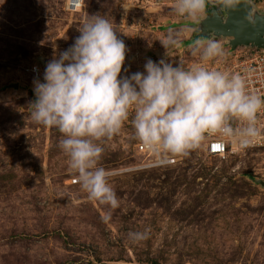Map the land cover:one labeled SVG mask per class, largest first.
<instances>
[{
	"label": "rangeland",
	"instance_id": "374dc122",
	"mask_svg": "<svg viewBox=\"0 0 264 264\" xmlns=\"http://www.w3.org/2000/svg\"><path fill=\"white\" fill-rule=\"evenodd\" d=\"M251 1L254 19H264V0ZM67 2L0 0V264H264L263 150L226 159L189 152L170 167L143 169L130 115L102 144L100 165L115 173L120 201L112 209L81 189L58 129L31 119L35 82L90 16H104L124 40L121 75L130 76L149 59L197 63L195 39L220 40L226 55L239 48L213 24L218 0L195 22L175 14V0H82L76 11ZM185 27L197 31L166 50L168 32ZM224 57L208 67H228ZM146 230L145 240L128 237Z\"/></svg>",
	"mask_w": 264,
	"mask_h": 264
},
{
	"label": "clouds",
	"instance_id": "9594fccd",
	"mask_svg": "<svg viewBox=\"0 0 264 264\" xmlns=\"http://www.w3.org/2000/svg\"><path fill=\"white\" fill-rule=\"evenodd\" d=\"M82 0H71L73 8ZM241 0H218L219 7H236ZM208 0H175L177 16L197 21ZM66 51L47 65L43 82H35L36 101L31 119L62 134L59 147L69 168L89 199L112 209L120 201L110 183L115 175L100 165L103 142L119 134L132 116L134 138L151 159L145 166H160L169 157L187 156L215 136L246 150L264 135L259 116L264 96L248 90L244 76L208 67L226 53L218 39H195L191 54L197 63L185 67L149 59L143 72L121 75L127 54L124 40L104 16L90 18ZM193 27L169 31L162 46L180 47ZM110 218V217H109ZM133 242L148 232H129Z\"/></svg>",
	"mask_w": 264,
	"mask_h": 264
},
{
	"label": "built area",
	"instance_id": "2783aa9c",
	"mask_svg": "<svg viewBox=\"0 0 264 264\" xmlns=\"http://www.w3.org/2000/svg\"><path fill=\"white\" fill-rule=\"evenodd\" d=\"M67 4L69 11H76L81 6L80 3L79 6L73 8L71 5V0H68ZM228 54L230 55H226L224 58L229 61L230 65H228V67L218 65L217 68L221 71L244 76L247 81L249 92L264 96V48L254 45H242L235 50H231ZM31 73L36 76L38 74V68H32ZM259 124L262 128H264V112H262L259 116ZM135 148L137 153L142 154L146 158L142 167L143 169L166 168L168 166L170 167L174 165L178 161L177 157L174 156L169 157V162L167 164L160 166H145L146 163L151 159V154L146 151L141 143L136 145ZM258 149L264 151V135H262L253 144V146L246 150H240L235 145L228 142L221 143L215 136H213L204 141L198 148L191 150L190 152L203 151L206 152V155L208 156L226 159L230 156L243 154L245 152Z\"/></svg>",
	"mask_w": 264,
	"mask_h": 264
},
{
	"label": "water",
	"instance_id": "95a60500",
	"mask_svg": "<svg viewBox=\"0 0 264 264\" xmlns=\"http://www.w3.org/2000/svg\"><path fill=\"white\" fill-rule=\"evenodd\" d=\"M238 4L225 9L228 16L226 25L214 23L216 30L234 39V45H254L264 48V19H251L250 10Z\"/></svg>",
	"mask_w": 264,
	"mask_h": 264
},
{
	"label": "crops",
	"instance_id": "0c3cea01",
	"mask_svg": "<svg viewBox=\"0 0 264 264\" xmlns=\"http://www.w3.org/2000/svg\"><path fill=\"white\" fill-rule=\"evenodd\" d=\"M239 5L242 7V9L245 7V5L247 6V8L250 10V17L251 19H254V12L256 11L255 9L256 6L254 5V1L252 2L251 0L250 1H244V0H241V2L239 3ZM213 11L211 14L214 16L212 19H213V22L214 23H217V24H221V25H226V23L228 21L225 20V16L227 17V15L225 14V11L223 8L221 7H215V5H213ZM215 8V9H214ZM219 8V9H218ZM217 9V10H216ZM241 9V8H240ZM241 9V10H242ZM222 10V11H220ZM220 11V12H219ZM224 12L225 15H222L221 13ZM228 19V17H227ZM213 23V24H214Z\"/></svg>",
	"mask_w": 264,
	"mask_h": 264
}]
</instances>
